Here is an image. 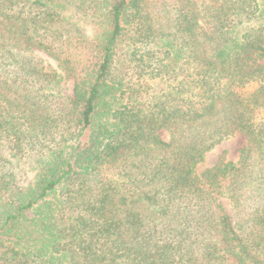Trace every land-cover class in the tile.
Wrapping results in <instances>:
<instances>
[{"label":"trees","instance_id":"16d2710c","mask_svg":"<svg viewBox=\"0 0 264 264\" xmlns=\"http://www.w3.org/2000/svg\"><path fill=\"white\" fill-rule=\"evenodd\" d=\"M0 264H264V0H0Z\"/></svg>","mask_w":264,"mask_h":264},{"label":"rangeland","instance_id":"374dc122","mask_svg":"<svg viewBox=\"0 0 264 264\" xmlns=\"http://www.w3.org/2000/svg\"><path fill=\"white\" fill-rule=\"evenodd\" d=\"M65 87V88H64ZM73 88V83L71 81L66 82L63 85V93L71 94ZM162 137L164 140H169V134L166 131L162 132ZM247 145V140L244 135L236 134L235 136L223 141L221 144L216 146L206 158V162L199 166L198 172H202L207 168L213 167L222 156H224L230 162H238L240 158L241 150ZM29 181L31 177L29 176ZM223 204L227 211L231 212V207L227 199L223 200Z\"/></svg>","mask_w":264,"mask_h":264}]
</instances>
